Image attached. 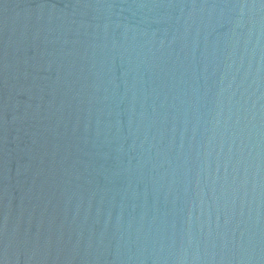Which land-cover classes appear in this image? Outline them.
I'll list each match as a JSON object with an SVG mask.
<instances>
[{
    "label": "water",
    "instance_id": "1",
    "mask_svg": "<svg viewBox=\"0 0 264 264\" xmlns=\"http://www.w3.org/2000/svg\"><path fill=\"white\" fill-rule=\"evenodd\" d=\"M0 264H264V0H0Z\"/></svg>",
    "mask_w": 264,
    "mask_h": 264
}]
</instances>
